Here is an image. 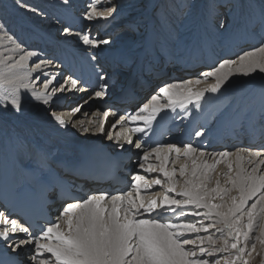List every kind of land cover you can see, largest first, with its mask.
Segmentation results:
<instances>
[{
    "label": "bare ground",
    "instance_id": "6f19581e",
    "mask_svg": "<svg viewBox=\"0 0 264 264\" xmlns=\"http://www.w3.org/2000/svg\"><path fill=\"white\" fill-rule=\"evenodd\" d=\"M201 1L195 0L190 6L188 0H145L142 3L145 8L140 7L141 4L133 8L135 2L132 0H99L98 11L112 9L113 12L107 19L93 20H88L86 13L95 0H8L7 4H1L0 59L5 63L0 64V71L10 75H30L22 82L28 87L19 90L22 99L19 111L8 101L0 99V191L12 192L21 186L35 187L42 176L51 175L58 176L80 198L102 191L114 195L130 190L135 175L140 174L148 183L156 178L162 180V185H153L151 190L142 192L145 198L156 196L159 199L165 192L163 184L167 183L166 179L162 174H148L139 167L140 163H145V168L148 163L159 165L154 155L148 162L142 160L146 151L156 147L147 141L158 132L164 135L160 145H176L183 149L184 145L191 143L199 149L195 153L198 164L201 159L212 164L216 158L211 154L235 153L237 149L259 151V159H264V73L259 71L250 76L233 75L220 91L206 93L199 101V107L193 100L183 108L179 105L174 109L165 108L150 124L127 119L148 103L151 96L159 94L160 87L200 79L199 85L190 87L194 90L203 88L215 82L211 77L205 80L203 73L221 60L235 59L264 42V0H205L200 6L198 2ZM169 3L173 6H168ZM178 15L182 16L181 19ZM6 22L9 35L3 25ZM66 28L68 32L64 31ZM85 35L108 43L97 47L84 44ZM17 44L21 46L19 49ZM28 52L37 55L21 60ZM41 61L45 62L41 69L33 71L34 65ZM13 65L16 67H11ZM82 68L90 70L98 79L96 87L83 84L70 74V69L76 72ZM72 79L78 81L75 88L71 85ZM47 80L52 81L46 89L51 100L45 105L35 99L33 92L44 91ZM105 83L108 85L105 95L95 97V92L100 91V86ZM161 103H167L166 98L162 97ZM77 107L80 111L72 114L71 110ZM105 112L109 113L106 119ZM53 113L63 115L67 123L60 125L53 119ZM121 118L124 119L113 128ZM102 120L113 139L96 131ZM84 127L89 131L84 132ZM136 127L145 128V132H131ZM201 129L203 135L192 138L191 134ZM230 131L234 132L231 136ZM129 132L133 141H138L142 147L126 143L124 136ZM116 133H121L119 144ZM250 138L254 140L248 142ZM57 148L62 151L58 152ZM200 151L206 153L202 158L199 157ZM241 155L247 157L249 151ZM41 157L46 160L43 169L38 166ZM96 158L101 162L100 169L87 170L85 166ZM170 159L176 162H170L167 167L177 169L176 178L182 183L179 165L187 162L191 167V159L182 152L178 159L173 152ZM231 159L234 161V157ZM79 165L84 167L80 173L74 169ZM245 166L251 168V165ZM225 170L226 164L221 162L212 176L215 178ZM223 182L221 176L222 185ZM210 186L214 187L215 183ZM85 190L90 191L84 193ZM169 195L183 199L176 193ZM72 202L75 199L59 201L53 191L47 194L43 208L55 222L63 206ZM196 211L203 213L206 209L188 206L184 209V216L179 212L175 216L165 213V216L173 223L183 220L196 223L198 227L201 221L204 224L211 222L202 215H191ZM0 212L6 214L1 205ZM6 216L9 221H17L18 229L28 228L29 233H10L8 240L0 237V258L3 264H30L34 244L15 252L12 248L19 240L29 239L30 234L39 236L41 230L30 229L16 216ZM49 223L42 224L43 228ZM5 226L11 228V224H0V228ZM212 233L220 235L215 228L200 235ZM187 238L194 239L195 234H188ZM203 246L207 248L208 244ZM186 247L198 252V248L192 245ZM217 256L218 253L213 256L205 254L200 258L210 260L211 257L212 261ZM225 258L219 260L220 264Z\"/></svg>",
    "mask_w": 264,
    "mask_h": 264
},
{
    "label": "snow or ice",
    "instance_id": "6c2138e0",
    "mask_svg": "<svg viewBox=\"0 0 264 264\" xmlns=\"http://www.w3.org/2000/svg\"><path fill=\"white\" fill-rule=\"evenodd\" d=\"M99 0L90 7L86 13L88 20L96 18L107 19L112 15L113 10L98 11ZM2 27V26H0ZM68 32L69 29H65ZM11 39V37H9ZM83 43L97 47L99 44H107V40H97L89 36H83ZM21 46L16 45L19 49ZM35 52H28L21 57L25 60L36 56ZM5 60L0 59V64ZM44 61L34 65L33 71L40 70ZM48 63H51L50 61ZM11 67H16L13 65ZM259 71L264 73V42L258 47L244 51L235 59H223L217 66L203 73L204 79L214 78L215 82L207 84L203 88L194 90L190 85L201 83L200 79L174 82L159 88V94L151 96L148 103L143 104L136 114L129 116L130 121H145L150 124L156 115L165 108L174 109L177 105L181 108L193 100L197 102L206 93H217L221 87L236 74L250 76ZM30 75H10L0 71V99L8 101L10 106L19 111L22 106V99L19 95L21 87H28L23 80ZM103 79V77H101ZM51 80L45 81L44 91L33 92L36 100L47 105L51 95L46 91ZM78 81L71 80L73 88ZM100 91L95 92V97L105 95L108 85L102 84ZM63 91V86H61ZM162 94V96L160 95ZM166 98L167 103H161ZM80 111V108H73L72 114ZM147 113V115H144ZM105 119L109 113L105 112ZM53 119L60 125H65L63 115L53 113ZM118 120L112 127L120 124ZM81 125L83 121L79 122ZM84 132L89 128L84 127ZM96 131L105 133L109 139L112 135L106 132L104 121H100ZM123 131V130H122ZM135 133H144L145 128L136 127L131 130ZM131 132L124 136L127 144L135 143L137 148L142 147L138 141H133ZM197 137L203 135V129L195 133ZM115 139L119 144L121 133H116ZM123 147V145H120ZM199 149L194 148L191 143L184 145L183 149L176 145H157L150 151H146L142 157L145 162L153 155L159 161L158 166L148 163H140L139 167L146 173L156 172L162 174L167 183L163 184L165 192L159 199L156 196L145 198L142 192L152 189L153 185H162L160 178L148 183L144 175H135L131 189L126 192H119L109 195L107 191L98 194L87 195L86 198H74L75 202L66 203L55 222H50L47 227L41 229L40 235H31L27 240L21 239L13 246L15 252L24 246L34 244V254L29 258L30 264H212L208 259L200 258L207 254L213 256L215 253H227L224 264H250V257L256 251V243L252 239L253 234L259 229V236L256 239L264 245V159L261 152H251L249 149H237L235 153L222 151L211 154L215 162L209 164L207 160H200L195 156ZM249 151V156L241 155ZM175 152L177 159L181 152L183 156L191 159V167L187 162L179 165V175L183 182L176 178L177 169L171 170L167 165L171 160V154ZM206 155L199 152V157ZM234 157L233 159H231ZM224 162L226 170L218 173L215 178L212 173L216 166ZM235 163V170L233 165ZM251 165V168L245 166ZM39 168L46 166L44 157L38 161ZM221 176L224 178L221 184ZM214 180L215 186L212 185ZM177 184H180L179 189ZM235 192V195L232 193ZM169 193H176L177 199ZM218 200V202H216ZM252 203L249 205V202ZM194 206L196 209H206L203 213L196 211L191 213L194 216H203L211 221L208 224L184 222L173 223L165 213L173 216L179 212L184 216V209ZM147 214V218L145 217ZM0 224H11V228L5 226L0 228V237L10 239V233L17 231L29 233L25 227L17 228V221L7 218L4 212H0ZM215 228L214 233L200 235L201 232L209 233ZM188 234H195L194 239H189ZM251 242V250L248 244ZM207 243L208 247L203 245ZM192 245L198 248V252L186 247ZM3 264V262H0ZM214 264H220L215 260Z\"/></svg>",
    "mask_w": 264,
    "mask_h": 264
},
{
    "label": "rangeland",
    "instance_id": "374dc122",
    "mask_svg": "<svg viewBox=\"0 0 264 264\" xmlns=\"http://www.w3.org/2000/svg\"><path fill=\"white\" fill-rule=\"evenodd\" d=\"M4 1V2H3ZM133 2H135L136 0H132ZM144 2H145V0H143ZM143 1H141V0H139V1H137V3L135 2V4H133L131 7H137L138 5H140V7H144L145 8V5H142V3L144 4V2ZM171 1V0H170ZM177 2H179V0H176ZM181 1H184V0H181ZM189 2H190V6L193 4V2H195V0H188ZM219 1H222V0H219ZM132 2V3H133ZM197 2V1H196ZM204 2V3H203ZM4 3H8V0H0V5L1 4H4ZM198 3H200V4H198ZM198 3H196L197 5H200V6H203L204 4H205V0H202L201 2H198ZM230 3L231 2H228L227 4L228 5H230ZM168 6H170V7H172L173 5H172V3H169L168 4ZM146 7H147V3H146ZM111 8V7H110ZM141 9V8H140ZM183 12H185V11H183ZM175 13V12H174ZM182 16H183V13L181 14ZM181 15H178L179 17H180V19H181ZM193 15V14H192ZM85 18V17H84ZM89 22H91V21H89ZM3 25H5L4 27H5V33L7 34V35H9L10 34V32H9V24L6 22L5 24L3 23ZM7 30V31H6ZM199 70H201V68L199 69ZM225 133H226V131H225ZM63 147V146H62ZM65 148V147H64ZM57 151L58 152H60V151H62V148H57ZM71 152H73V150H71L70 151V153ZM213 183H214V180H213ZM217 202H218V200H217ZM259 236V229H257V232L256 233H254L253 234V240L255 241V243H256V251L252 254V256L250 257L251 258V261H250V264H262V262L264 263V245H262L260 242H259V240L258 239H256V237H258ZM217 237H219V235L217 236ZM248 249L249 250H251V242L248 244ZM195 250V249H194ZM217 254V253H216ZM216 256V255H215ZM225 256H228V254L227 253H225V255L223 256H221L220 255V253H218V256L217 257H214V259L211 261V257H210V262H212V264H214V261L215 260H220V259H224L225 258ZM206 259V258H205ZM207 259H208V257H207ZM255 261V262H254ZM224 264V263H223Z\"/></svg>",
    "mask_w": 264,
    "mask_h": 264
}]
</instances>
